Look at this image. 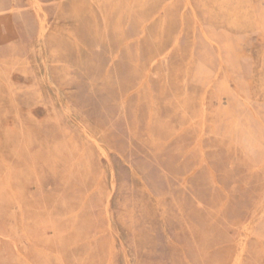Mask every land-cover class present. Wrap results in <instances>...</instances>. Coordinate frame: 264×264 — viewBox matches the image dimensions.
Returning a JSON list of instances; mask_svg holds the SVG:
<instances>
[{"label":"rangeland","instance_id":"obj_1","mask_svg":"<svg viewBox=\"0 0 264 264\" xmlns=\"http://www.w3.org/2000/svg\"><path fill=\"white\" fill-rule=\"evenodd\" d=\"M0 10V264H264V0Z\"/></svg>","mask_w":264,"mask_h":264},{"label":"bare ground","instance_id":"obj_2","mask_svg":"<svg viewBox=\"0 0 264 264\" xmlns=\"http://www.w3.org/2000/svg\"><path fill=\"white\" fill-rule=\"evenodd\" d=\"M36 5H38V6H40L39 4H36ZM0 13H1V10H0ZM155 16H157V15H155ZM154 16V17H155ZM8 18H9V16H8ZM176 38H179V35H178V37H176ZM208 38V37H207ZM178 41V40H177ZM177 42L175 41V44H176ZM174 45V44H173ZM175 46V45H174ZM49 50V49H48ZM169 52H170V49H169ZM44 53V52H43ZM50 53V52H49ZM167 53V52H166ZM166 53L165 54H162V55H160V57L158 58V59H162L163 57H165V55H166ZM168 54V53H167ZM50 56V55H49ZM167 56V55H166ZM46 61V60H45ZM157 61V59L154 61V62H156ZM153 62V63H154ZM43 63H44V61H43ZM166 63V62H165ZM45 64H46V62H45ZM46 67V66H45ZM147 77V76H146ZM146 79V78H145ZM144 81V80H143ZM147 81V80H146ZM147 83H148V81H147ZM136 90V89H135ZM131 94V93H130ZM204 95V94H203ZM185 96V95H184ZM204 97H205V95H204ZM202 98V97H201ZM186 101V100H185ZM204 102V101H203ZM205 104V103H204ZM202 105H203V103H202ZM202 107V106H201ZM202 109H203V107H202ZM152 112V111H151ZM203 112H204V115H206L207 114V112H208V109L206 108V107H204V110H203ZM203 112H201L202 113V115L201 116H204L203 115ZM201 116H200V118H201ZM151 117V116H150ZM204 118V117H203ZM150 119V118H149ZM203 120H205V118L204 119H202V122H203ZM150 121V120H149ZM190 124V123H189ZM203 124V123H202ZM189 126V125H188ZM204 126V125H203ZM203 126H202V128H203ZM201 128V129H202ZM204 129V128H203ZM181 132V131H180ZM179 132V133H180ZM202 132H203V130H202ZM201 134V133H200ZM197 143V142H196ZM198 146V145H197ZM201 148V147H200ZM103 150V149H102ZM202 153V152H201ZM203 156V155H202ZM203 159H204V157H202ZM201 158V159H202ZM207 163V162H206ZM193 172V171H192ZM111 173V172H110ZM191 174V173H190ZM112 176V175H111ZM138 176V175H137ZM186 177V176H185ZM186 179V178H185ZM184 179V180H185ZM214 179V178H213ZM186 181V180H185ZM111 189H113V188H111ZM92 192V191H91ZM107 198V197H106ZM107 200H108V198H107ZM109 203V202H108ZM107 204V203H106ZM263 204V203H262ZM106 206V205H105ZM263 206V205H262ZM110 208V207H109ZM111 211V210H110ZM259 211V210H258ZM261 211V210H260ZM264 211V210H263ZM109 212V211H108ZM113 213V212H112ZM255 213V212H254ZM257 213V212H256ZM258 214V213H257ZM264 214V213H263ZM260 216V215H259ZM253 217H254V215H253ZM112 218V217H111ZM257 218V217H256ZM114 220V219H113ZM259 221V220H258ZM110 222V221H109ZM249 223V222H248ZM116 225V224H115ZM246 225V224H245ZM245 225H244V228H245ZM109 227H110V225H109ZM247 227V226H246ZM252 228V225L251 224H249V226L247 227V229H251ZM246 229V228H245ZM250 231V230H249ZM251 234V233H250ZM249 234V235H250ZM246 235H248V233L246 234ZM244 237H245V235H244ZM243 237V238H244ZM247 237V236H246ZM259 241V240H258ZM241 243H242V240H241ZM122 245V244H121ZM244 246H246V245H244ZM125 252V251H124ZM235 258V257H234ZM240 259H239V256H237V258H236V262L238 263V261H239ZM240 264V263H239Z\"/></svg>","mask_w":264,"mask_h":264}]
</instances>
